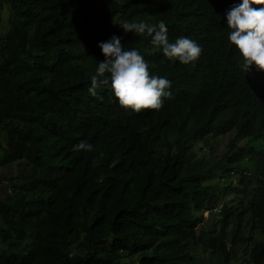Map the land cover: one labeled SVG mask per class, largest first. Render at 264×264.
I'll use <instances>...</instances> for the list:
<instances>
[{"label": "trees", "instance_id": "16d2710c", "mask_svg": "<svg viewBox=\"0 0 264 264\" xmlns=\"http://www.w3.org/2000/svg\"><path fill=\"white\" fill-rule=\"evenodd\" d=\"M233 3L0 0L14 15L0 46V169L27 166L0 200V264H212L202 251L264 264V70L243 71L227 40ZM139 20H164L200 58L168 59L121 27ZM112 35L172 81L160 109L124 108L109 84L89 94ZM81 140L94 151H73Z\"/></svg>", "mask_w": 264, "mask_h": 264}, {"label": "clouds", "instance_id": "9594fccd", "mask_svg": "<svg viewBox=\"0 0 264 264\" xmlns=\"http://www.w3.org/2000/svg\"><path fill=\"white\" fill-rule=\"evenodd\" d=\"M225 18L227 40L241 57L240 68L248 72L255 65L264 70V0H234L225 12ZM121 27L125 33L146 34L151 38L150 44L160 49L164 57L184 65L195 63L203 51L201 45L187 36L181 35L170 41L164 20L155 24L145 20L125 22ZM98 46L104 59L98 61L90 76V95H97L100 84H109L118 104L137 113L143 109H160L164 100L171 98L172 81L151 73L149 62L137 48L122 45L121 37L117 35ZM72 150L91 152L94 146L81 140L72 146Z\"/></svg>", "mask_w": 264, "mask_h": 264}, {"label": "rangeland", "instance_id": "374dc122", "mask_svg": "<svg viewBox=\"0 0 264 264\" xmlns=\"http://www.w3.org/2000/svg\"><path fill=\"white\" fill-rule=\"evenodd\" d=\"M0 18L2 24H0V46L1 39L4 37L8 30V24L14 19L13 13L7 6L0 8ZM27 166L24 164H13L11 166H5L0 169V200L6 199L11 196L15 191L14 187L17 183L21 184L23 176L26 173ZM205 216V227L209 228L211 225L217 222L215 216H211L208 212L204 214ZM4 224L0 218V252L6 250L7 242L3 239ZM205 255L206 261L212 264H247V261L243 258L239 260L225 259L223 256L217 255L213 256L207 251H202Z\"/></svg>", "mask_w": 264, "mask_h": 264}]
</instances>
